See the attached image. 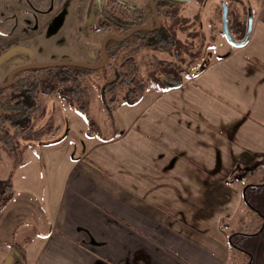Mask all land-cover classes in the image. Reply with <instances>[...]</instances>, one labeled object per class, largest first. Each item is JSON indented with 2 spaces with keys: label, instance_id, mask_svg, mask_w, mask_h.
<instances>
[{
  "label": "crops",
  "instance_id": "obj_1",
  "mask_svg": "<svg viewBox=\"0 0 264 264\" xmlns=\"http://www.w3.org/2000/svg\"><path fill=\"white\" fill-rule=\"evenodd\" d=\"M249 3L245 45L217 39L179 85L122 104L114 137L68 116L63 142L19 149L0 264H264V179L246 178L264 175V0Z\"/></svg>",
  "mask_w": 264,
  "mask_h": 264
},
{
  "label": "rangeland",
  "instance_id": "obj_2",
  "mask_svg": "<svg viewBox=\"0 0 264 264\" xmlns=\"http://www.w3.org/2000/svg\"><path fill=\"white\" fill-rule=\"evenodd\" d=\"M122 1L138 5L144 11H147L149 7L148 0ZM251 1L254 2V0H192L180 3L174 9L176 14L181 18L188 17L190 19L192 16H198V22L196 25H189L188 31L182 34L178 33L184 44L181 45L183 48L179 56L175 58V56L162 55L161 58L164 57L175 62L182 75L181 78L191 75V71L200 66L199 63L205 57L206 52L216 48L217 39L229 48L232 46L228 43L223 32L221 4L225 3L228 8V24L232 36L235 39H240L243 34H246L249 13H253L249 3ZM205 3L206 6H204ZM112 6L111 0H102L101 9H111ZM0 12L2 16L0 45L8 38L16 39L15 48H19L5 59H2L4 54L0 56V82H4L8 78L12 69L23 64L60 61L94 64L103 58L101 41L108 33L105 34L98 29V26L103 22L98 9V0H0ZM241 19L245 21V24L242 25L243 31L238 32L237 23ZM10 50H7L6 53ZM143 54L144 52H140L139 56ZM92 78L98 79L95 75ZM98 95V92L92 90V96L89 99H92V102L88 111L95 121L92 131L97 138L108 139L114 137L116 132L121 129L120 121H118L119 115L114 112L112 116H108ZM77 111L79 109L76 105L61 98L42 96L40 112H44L45 116L38 123L40 126L48 124L47 132L41 133L42 139H45L41 143L48 145L63 142V134L68 128V116H74L71 123L74 135H77L78 132L83 133L85 120L81 112ZM47 117H50V121H47ZM71 139L72 137H70ZM21 154L19 149L15 150L12 158H8V161L3 155L0 180L14 177L15 166L23 160ZM259 172L258 175L246 178H250V182L259 181L260 177L264 179L262 172ZM44 176V179L48 177L46 173ZM20 178H23V175ZM229 229H231L230 232L235 231L231 226ZM241 230L238 232H244L247 229L242 228ZM238 243L244 248L245 241L240 240Z\"/></svg>",
  "mask_w": 264,
  "mask_h": 264
},
{
  "label": "trees",
  "instance_id": "obj_3",
  "mask_svg": "<svg viewBox=\"0 0 264 264\" xmlns=\"http://www.w3.org/2000/svg\"><path fill=\"white\" fill-rule=\"evenodd\" d=\"M154 2L161 27L158 30H139L125 41L108 40L109 59L103 68L89 70L60 66L26 69L15 75L9 87L0 88V106L3 109L0 119V164L1 153L10 155L31 142L43 140L41 133L47 132V125L40 126L38 123L45 116L44 112H40L42 96L58 97L76 105L86 122L88 133L93 134L95 121L88 111L92 90L99 93L105 113L112 116L122 104L135 102L147 90L161 91L171 83L180 82L182 75L175 62L161 56L176 58L180 55L181 45L184 44L179 34L188 31L189 25H196L198 16L191 19L179 17L174 9L182 2L177 0ZM112 4L111 9L99 10L103 22L98 29L105 34L123 36L135 26L155 24L150 5L144 11L141 8L127 9L117 0H113ZM140 52L144 54L139 56ZM94 75L98 79H93ZM12 196V180H0V205H6ZM239 235L243 233H235L233 237ZM231 247L234 251L238 250L234 242H231Z\"/></svg>",
  "mask_w": 264,
  "mask_h": 264
},
{
  "label": "water",
  "instance_id": "obj_4",
  "mask_svg": "<svg viewBox=\"0 0 264 264\" xmlns=\"http://www.w3.org/2000/svg\"><path fill=\"white\" fill-rule=\"evenodd\" d=\"M117 1L123 5H126V3L123 2L122 0H117ZM181 1H190V0H181ZM149 4H150L151 9L153 11V15H154V19H155V25L144 24V25L135 26L126 35H123V36H119V35H116L113 33L106 34L102 38V41H101V52H102L103 58L100 62L93 64V63H84V62H79V61H60V62H52V63L25 64V65L18 66L16 68H14L13 70H11L9 73L8 80L6 82H0V88L9 87L13 83L15 75L17 73H19L20 71H23L26 69L51 68V67H60V66H77V67H82V68H86L89 70H99V69L103 68L107 64L108 59H109L108 51L106 48V43L108 40L114 39L117 41H125V40L129 39L133 35V33L137 32L139 30H158L161 27V19L159 17V12L157 10V7H156L154 0H149ZM221 5L223 8L222 24H223V32L225 34V38L227 39L228 43H230L231 45H233L235 47H241V46L245 45L247 43V41L249 40L250 35L252 33V26H253L252 13H249L245 37L242 40H236L230 32V28H229V24H228V8H227L225 3H222ZM101 6H102V0H98V8L101 9ZM17 50H19V48H15L13 50H10L6 54H4L2 59H5L7 56L16 52ZM179 84H180V82L175 83V84L171 83V84H169V86L174 87V86H177ZM2 115H3V109L0 106V119H1Z\"/></svg>",
  "mask_w": 264,
  "mask_h": 264
},
{
  "label": "flooded vegetation",
  "instance_id": "obj_5",
  "mask_svg": "<svg viewBox=\"0 0 264 264\" xmlns=\"http://www.w3.org/2000/svg\"><path fill=\"white\" fill-rule=\"evenodd\" d=\"M149 1V0H148ZM177 1H179V2H182V3H186V2H189V1H181V0H177ZM190 1H192V0H190ZM111 2H113V0H111ZM123 2H125L126 3V5H125V7H127V9L129 8V9H132V10H135V9H137V8H139V6L138 5H135V4H131V3H129V2H127V1H123ZM150 5V4H149ZM102 7V6H101ZM99 9V8H98ZM99 10H101V9H99ZM23 65H25V64H23ZM19 66H22V65H19ZM16 67H18V66H16ZM15 67V68H16ZM13 70V69H12ZM10 73V72H9ZM8 78H9V75H8ZM8 78L4 81V82H6L7 80H8ZM13 103H15V101L13 102ZM77 112H79V111H77ZM3 116V115H2ZM48 121H50V119L48 120ZM48 123H46L45 125H47ZM45 139H43L42 141H44ZM41 141V142H42ZM41 142H39V143H41Z\"/></svg>",
  "mask_w": 264,
  "mask_h": 264
}]
</instances>
